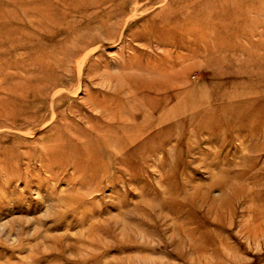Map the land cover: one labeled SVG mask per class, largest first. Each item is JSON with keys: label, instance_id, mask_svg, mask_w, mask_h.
<instances>
[{"label": "rangeland", "instance_id": "rangeland-1", "mask_svg": "<svg viewBox=\"0 0 264 264\" xmlns=\"http://www.w3.org/2000/svg\"><path fill=\"white\" fill-rule=\"evenodd\" d=\"M0 264H264V0H0Z\"/></svg>", "mask_w": 264, "mask_h": 264}]
</instances>
